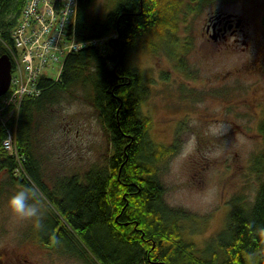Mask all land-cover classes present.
<instances>
[{
  "label": "trees",
  "instance_id": "16d2710c",
  "mask_svg": "<svg viewBox=\"0 0 264 264\" xmlns=\"http://www.w3.org/2000/svg\"><path fill=\"white\" fill-rule=\"evenodd\" d=\"M181 2L121 0L110 13L97 16L95 0H79L77 39L116 38L108 39L106 52L88 47L70 54L60 79L42 77V94L21 101L8 125L24 160L18 162L4 150L7 129L0 123V172L9 173L19 188L35 187L52 204L55 212L40 232L43 242L60 245L85 264H264V184L250 210L232 208L218 235L221 255L213 257L194 254V244L182 237L180 213L163 202L164 187L155 176V165L176 147H158L150 139L151 120L142 112L150 89L130 64L129 54L150 35L176 43L173 26ZM24 3L0 0V55L8 54L13 67L17 51L12 32ZM81 91L109 134L114 153L108 168H94L82 178H62L49 191L32 155L36 128L65 93ZM260 133L264 139V120Z\"/></svg>",
  "mask_w": 264,
  "mask_h": 264
},
{
  "label": "rangeland",
  "instance_id": "374dc122",
  "mask_svg": "<svg viewBox=\"0 0 264 264\" xmlns=\"http://www.w3.org/2000/svg\"><path fill=\"white\" fill-rule=\"evenodd\" d=\"M120 1L95 0L93 14L105 16ZM219 1L182 0L173 26L176 43L150 35L129 54L130 64L150 89L142 105L143 115L151 120L150 139L158 147H176L175 153L155 165V176L164 187L163 202L180 213L182 237L194 244V254L200 257L221 255L218 235L230 211L239 205L250 210L264 184V139L257 129L264 120V79L251 93L252 100L261 103L252 116L251 110L233 103L241 82L224 75L240 70L245 57L202 49L208 44L198 30L217 5L225 4L220 9L228 14L260 20L264 4L257 5L263 0ZM196 47L199 52L191 50ZM256 78L249 74L246 89L254 86ZM87 98L82 91L65 93L36 128L32 155L49 191L62 178H82L94 168L109 167L114 153L110 136ZM11 179L9 173L0 172V249L8 259L21 264H85L64 253L60 245L43 242L41 228L55 210L38 190L30 202L40 210L39 223L35 217L12 215L8 200L22 188Z\"/></svg>",
  "mask_w": 264,
  "mask_h": 264
},
{
  "label": "built area",
  "instance_id": "2783aa9c",
  "mask_svg": "<svg viewBox=\"0 0 264 264\" xmlns=\"http://www.w3.org/2000/svg\"><path fill=\"white\" fill-rule=\"evenodd\" d=\"M78 3L79 0H25L20 19L12 32L17 55L14 56L11 86L0 98V118L5 116L1 124L7 129L3 148L18 162L23 157L16 145L15 132L8 124L17 117L21 101L42 94L38 86L42 77L60 79L70 54L88 47H99L106 52L108 39L116 38L113 34L79 41L76 36Z\"/></svg>",
  "mask_w": 264,
  "mask_h": 264
},
{
  "label": "flooded vegetation",
  "instance_id": "af4514ba",
  "mask_svg": "<svg viewBox=\"0 0 264 264\" xmlns=\"http://www.w3.org/2000/svg\"><path fill=\"white\" fill-rule=\"evenodd\" d=\"M213 1V0H210ZM228 0H220L219 2H227ZM264 4V0L257 5ZM218 7V8H217ZM225 4L217 5L216 8L210 11L208 17L203 22L200 29V37L206 40L207 47L202 48L208 51L214 52L218 55L226 54H241L245 57V63L238 70L237 68L229 70V74L225 73L227 77L231 78V75L236 81L244 83V90L240 84L237 85L238 96L233 102L238 107L244 106L247 110L252 112L261 105L255 102L251 93L253 89L260 81H263L264 75V24L261 18L256 17H244L242 15L228 14L225 9ZM185 52L187 47L184 46ZM196 52H199L198 48H191ZM249 74H254L257 78L253 80L254 86L250 85L246 89V80ZM246 76V79H245ZM233 79V80H234ZM254 102V103H253ZM229 108V106H227ZM250 112L252 116H255L254 112ZM244 114V113H243ZM245 113L244 115H246ZM240 115V114H239ZM240 118L241 115H240ZM246 118V116H245ZM260 125H258L259 129ZM19 260V259H18ZM0 264H21L20 260L13 262L8 259L7 252L0 249Z\"/></svg>",
  "mask_w": 264,
  "mask_h": 264
},
{
  "label": "clouds",
  "instance_id": "9594fccd",
  "mask_svg": "<svg viewBox=\"0 0 264 264\" xmlns=\"http://www.w3.org/2000/svg\"><path fill=\"white\" fill-rule=\"evenodd\" d=\"M37 196L35 187H26L17 190L8 200V208L12 215L20 219L37 218L41 215L39 208L35 203L30 202L31 197Z\"/></svg>",
  "mask_w": 264,
  "mask_h": 264
},
{
  "label": "water",
  "instance_id": "95a60500",
  "mask_svg": "<svg viewBox=\"0 0 264 264\" xmlns=\"http://www.w3.org/2000/svg\"><path fill=\"white\" fill-rule=\"evenodd\" d=\"M13 61L8 54L0 55V98L11 86Z\"/></svg>",
  "mask_w": 264,
  "mask_h": 264
}]
</instances>
